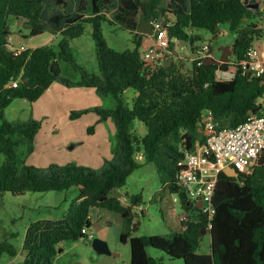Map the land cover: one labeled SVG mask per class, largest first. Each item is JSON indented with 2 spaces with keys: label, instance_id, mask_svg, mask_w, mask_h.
Masks as SVG:
<instances>
[{
  "label": "trees",
  "instance_id": "trees-1",
  "mask_svg": "<svg viewBox=\"0 0 264 264\" xmlns=\"http://www.w3.org/2000/svg\"><path fill=\"white\" fill-rule=\"evenodd\" d=\"M113 2L82 0V15L46 17L47 0H0V154L4 156L0 166V199L3 194L17 197L27 193L66 192L71 188L77 191L65 217L28 225L20 264H53L60 244L87 239L82 229L90 228L92 209H106L123 219L125 231L120 235V242L129 243L130 264H158L147 254V248L160 251L170 259L182 260L184 264H264V162L255 165L248 176L240 174L231 178L223 172L218 174L209 229L206 218L177 185V175L184 169L185 153L206 145L200 124L202 114L210 111L218 129L235 128L250 115H260L263 111L256 100L264 96V77L248 79L237 75L232 81L220 82L215 78V71L226 70L228 64L205 66L195 59L191 61V71L187 72L182 63L177 64L168 56L164 62L169 61V66L164 62L147 66L140 58L142 42L136 32L140 23L149 20L172 21L168 29L172 38L186 42L196 54L199 48L194 44L200 40L197 30L216 37L220 26L227 25L235 35L228 60L241 61L262 36L257 25H242L257 15L258 10L248 9L243 0H169L166 8L164 0H117L111 21L104 11ZM13 21L27 28L29 37L48 32L58 34L60 40L55 46L27 49L14 56L7 48ZM104 22L116 23L129 31L134 48L121 53L109 48L102 35ZM86 25L91 26L98 74L78 64L70 46L72 40L85 34ZM175 46L169 42V51ZM208 52H211L210 46ZM59 61L71 66L78 75L76 81L61 76ZM16 74L21 76L17 87L8 88L17 79ZM55 83L68 88H90L100 98L113 99L112 109L71 111L69 116L75 120L94 112L100 122L113 123V157L100 169L74 164L35 168L25 164L33 153L42 122L32 118L23 122L8 121L5 109L14 99L33 104ZM128 89L137 92L131 107L123 101ZM135 121L145 128L143 136L136 134ZM92 131L93 128L88 129V133ZM17 152L22 158L21 168L17 167ZM137 154L145 164L154 165L162 191L177 196L181 209L188 215L183 231L171 232L167 239L156 235L132 237L136 224L132 222L131 211L141 203V195L131 196L130 206L111 196L140 168ZM261 157L264 160V152ZM203 232L210 235L208 255L196 252ZM17 254L18 248L8 239L0 243V258L3 255L14 258Z\"/></svg>",
  "mask_w": 264,
  "mask_h": 264
},
{
  "label": "rangeland",
  "instance_id": "rangeland-1",
  "mask_svg": "<svg viewBox=\"0 0 264 264\" xmlns=\"http://www.w3.org/2000/svg\"><path fill=\"white\" fill-rule=\"evenodd\" d=\"M113 1L114 6H116L118 4L117 0ZM81 2L82 0H47L46 17L54 14H62L70 17L82 15ZM166 2L167 0H164L165 6ZM246 3L247 5L251 4L252 0H247ZM255 3L259 4V7L255 9L258 10V14L243 21L242 25H257L262 30V36L257 40V43L261 44L264 43V0H257ZM115 11L114 8H108L104 11V14L108 20L112 21ZM10 29L14 37L18 36L17 40L22 38L29 44H39V41L45 42L51 38L48 32L37 37H29V30L14 21L11 22ZM101 29L106 44L112 50L121 53L134 48L132 35L118 24L104 22L101 25ZM90 32L91 26L86 25L85 34L72 40L70 46L77 63L84 66L89 72L98 74L95 45L90 37ZM196 33L200 37V40L196 42L194 46L198 48L210 46L215 60L221 58L223 48H228L230 52V45L235 39V35L229 32L227 25L220 26L219 34H217L216 37H213L204 30H197ZM23 35H25L26 38L23 37ZM59 40L60 36L57 35L54 40H51L49 43L55 46ZM144 48L142 44L140 53L145 52ZM173 49L174 48L171 49L167 56L177 64L182 63L185 67L184 70L190 72L192 69V60L189 53L186 52L184 57L179 58V55H173ZM183 58L185 59L182 60ZM58 63L61 66L62 77L71 81H76L78 79V75L68 63L62 61ZM74 76H77L76 80H72ZM135 97H137V92L133 89H128L123 95V101L128 107H131ZM100 99L102 103L97 106L98 108L112 109L115 107V103L110 96ZM13 101L12 110L19 112V115H21V111L18 110L21 101L19 99H14ZM76 120L78 119L71 121ZM99 124H101V126L95 124L90 125L93 131L88 133L89 143L86 145V149L83 153L86 159L79 160L75 163L76 160L74 158L73 161L71 160V164L98 170L106 161L112 160V149L115 143L114 125L110 120L102 121ZM49 125L51 128L52 124L50 123ZM49 125L44 122V130L50 129ZM133 128L136 134L140 136H143L146 132L143 125L137 121L133 123ZM105 141L107 142L106 145ZM102 142H104L105 145L103 151L100 149ZM74 156L76 157V153H74ZM136 156L137 161L141 164L140 168L129 176L125 186L113 192L117 198H125L128 200V202L123 204L124 206H130L129 200L131 196L137 194L141 195V203L133 207L131 211L132 222L136 224V229L131 232V236L141 237L156 235L167 239L171 233L168 220L173 223L175 219L178 223L177 228L182 232L183 227L179 224L177 217L182 215L184 211L181 209L178 201H175L176 196L166 191L163 192L154 165L142 162L143 159L140 154ZM3 162L4 156L0 154V166ZM22 166L20 152H17V167L21 168ZM76 197L77 191L74 188L66 192L27 193L24 196L17 197H13L10 194H3L0 199V243L8 239L18 248V254L14 258L3 255L0 258V264H5L6 262L20 264L23 260L21 252L22 241L28 225L34 221L62 219L66 216L70 203L74 201ZM89 220L91 225L87 230L88 237L91 236L92 240L100 239L104 241L113 255L106 256L97 254L91 246L92 241L88 238H83L77 241H65L60 244L57 248V255L54 258L53 264H130L129 243L123 244L120 242V235L125 231V223L120 215L106 209H92L90 211ZM196 252L197 254L203 255L210 254V235L208 233L202 236ZM147 254L155 259L158 264H184L182 260L170 259L162 252L151 248H147Z\"/></svg>",
  "mask_w": 264,
  "mask_h": 264
},
{
  "label": "built area",
  "instance_id": "built-area-1",
  "mask_svg": "<svg viewBox=\"0 0 264 264\" xmlns=\"http://www.w3.org/2000/svg\"><path fill=\"white\" fill-rule=\"evenodd\" d=\"M171 25L172 21H152L151 46L146 52L140 53L141 60L147 66L164 62L169 55L168 29ZM208 47L197 49L196 59L201 62L208 58L214 59L212 52H208ZM7 48L14 56L27 50L25 45L14 40L13 35L8 38ZM225 64H228L226 70L217 68L215 71L217 81H232L237 75L248 79L264 77V51L254 43L247 50L243 60H228ZM20 77L18 75L7 87L16 88ZM256 104L263 112L260 115H250L235 128L218 129L212 113L205 111L200 124L206 137V145L184 155V169L177 175V185L188 201L198 209L199 214L206 218L208 229L211 227L210 219L214 215L211 202L218 174L225 168H232L238 175L248 176L264 152V96L259 97ZM119 199L122 204L128 202L125 198ZM175 201H178L177 196ZM199 203L202 204L201 208L196 206ZM178 220L183 227V224L188 222V215L183 213ZM82 234L87 235V230L82 229ZM87 238L92 241L91 236L87 235Z\"/></svg>",
  "mask_w": 264,
  "mask_h": 264
},
{
  "label": "crops",
  "instance_id": "crops-1",
  "mask_svg": "<svg viewBox=\"0 0 264 264\" xmlns=\"http://www.w3.org/2000/svg\"><path fill=\"white\" fill-rule=\"evenodd\" d=\"M168 1L169 0H167L166 5L168 4ZM117 6L118 4L116 6L112 4L109 8H114L116 10ZM163 7L166 8L164 3ZM170 19L173 18L170 17ZM49 35L51 36L50 40L48 39L45 42L39 41V44H29L22 38L17 40L18 36H15L16 38L14 37V40L19 44L25 45L27 49L33 50L40 46L50 45L49 42L54 40L58 34L53 35L49 33ZM24 36L25 35H23V37ZM140 36L141 42L145 47L144 51L146 52L151 46L152 37L142 34H140ZM254 44L264 51V43L260 44L255 41ZM186 52H188L186 47H180L179 50L174 47L172 50L173 55L177 54L179 55V58L184 57ZM59 68L61 71L60 65ZM76 79L77 76H74L72 80ZM20 101L21 104L20 107L18 106V110L21 111V115H19V112L12 110L11 107L14 101H12V103L5 109V118L8 121L23 122L32 118L42 122L41 129L36 135L34 141L33 153L26 159V165L36 168H47L50 165L62 166L71 164V160L73 161L74 158L76 160L75 163L79 160L86 159V156H84L83 153L86 149V145L89 143L88 129L92 124L101 126V124H99V118L94 113H87L81 116L78 120L71 121L69 119V113L71 111L85 110L99 106L102 103V100L96 95L93 89L83 87L68 88L55 83L52 84L33 104H29L25 100ZM44 122L48 125L51 123L52 127L50 128L49 125L50 129L44 130ZM106 143L107 142L105 141V145ZM105 145L104 142L101 143L100 149L102 151L105 149ZM74 153H76V157L74 156ZM111 196L116 197L113 193ZM180 216L177 217V220ZM177 225L178 223L176 222V219L173 223L168 220L170 232H181L179 231V228H177ZM8 263L9 262H6L5 264ZM11 263L12 262L9 264Z\"/></svg>",
  "mask_w": 264,
  "mask_h": 264
},
{
  "label": "water",
  "instance_id": "water-1",
  "mask_svg": "<svg viewBox=\"0 0 264 264\" xmlns=\"http://www.w3.org/2000/svg\"><path fill=\"white\" fill-rule=\"evenodd\" d=\"M246 2H247V0H243V3L245 5H247ZM247 7H248V9L255 10V9H257L259 7V4L258 3H251V4H248ZM136 32L137 33H140L142 35L151 37L153 35L152 21L149 20L147 22L140 23L137 26ZM168 39H169L170 42H174L176 44L175 48L178 49V50L180 49V47H186L187 51L190 54L191 60H195L196 59V56H195L194 52L190 49L191 46L189 44H187L184 41H177L176 42L172 38L171 32H168ZM230 55H231V52H229L228 48H223V50H222V56H221L220 59L215 60V59H212V58H208V59L203 60L201 64L202 65H205V66H208V65H216V66H219L220 64L227 63ZM164 65L165 66H169L170 65V62H164ZM15 76L17 77L18 75L16 74ZM263 162H264L263 158L260 157L259 160H258V162H257V164L258 165H262ZM222 172L227 177H231V178H237L238 177V173L234 169H232V168H225ZM196 206L198 208H201L202 204L199 203V204H196ZM204 234L205 233L203 232V235ZM91 246H92L93 250L97 254H99V255H106V256H112L113 255L110 252L107 244L104 241L100 240V239H93L92 240V243H91Z\"/></svg>",
  "mask_w": 264,
  "mask_h": 264
}]
</instances>
